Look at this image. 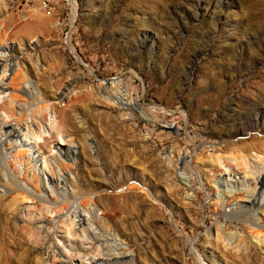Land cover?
<instances>
[{
    "label": "rangeland",
    "instance_id": "rangeland-1",
    "mask_svg": "<svg viewBox=\"0 0 264 264\" xmlns=\"http://www.w3.org/2000/svg\"><path fill=\"white\" fill-rule=\"evenodd\" d=\"M4 33L23 49L41 89L54 95L68 85L65 94L75 100L56 105H70L94 157L87 166L79 144L72 169L83 197L108 221L92 229L93 238L82 237L95 254L132 255L111 264H264L254 239L260 228L249 230L245 215L228 219L231 207L214 199V179L224 170L208 161L222 154L227 107L235 100L232 108L248 116L250 101L264 100V0H0ZM118 82L139 112L104 99L103 89ZM260 113L251 136L264 137V106ZM180 158L189 186L175 169ZM224 190L225 199L243 203L239 190ZM75 201L63 220L83 212ZM30 203L15 190L0 197V264H47L32 230L17 220Z\"/></svg>",
    "mask_w": 264,
    "mask_h": 264
},
{
    "label": "bare ground",
    "instance_id": "bare-ground-1",
    "mask_svg": "<svg viewBox=\"0 0 264 264\" xmlns=\"http://www.w3.org/2000/svg\"><path fill=\"white\" fill-rule=\"evenodd\" d=\"M4 36L5 33L0 35V93L5 95L0 102V111L5 115H0V197L15 190L22 202H31L18 212L17 220L32 230L31 237L37 242L35 245L46 252L47 264H111L113 260L118 263L121 258L131 254L124 251L113 254L115 256L111 258H103L104 255L100 258L98 253L95 254L96 246H87L83 241L84 237H92V229L105 227L108 221L96 215L93 198L83 197L79 177L75 176L72 169L73 166L79 168L81 161L79 144L83 145L87 166H94V157L86 136L80 135L73 118L68 114V104L75 101L72 96L65 94L69 86L54 95L41 89L31 78L32 70L25 61L23 49L15 47ZM122 85L118 82L104 88V99L117 104L118 108L140 111L138 102L133 100ZM65 97L68 98V104L58 108L57 100L61 102ZM258 101H250L248 106L254 113L249 115V112L248 116L232 108L231 105L236 104L235 100L227 107L224 114L227 130L221 136V147L217 148L222 154H216L208 161L224 170L214 179L215 202H225L226 207H231L230 213H225L228 219H240L245 215L248 219H241L248 224L249 230L260 228V231L258 229V232H254V239L264 249V224L261 223L264 218L257 213L260 209L264 217V156L251 153L255 151L264 154V137L250 135L262 117L260 110L264 100L260 98ZM229 122H232L231 125ZM261 134H264L263 130ZM232 139L237 140L235 142ZM54 149L58 155L51 154ZM34 150L35 154H41L43 164L39 165L32 156ZM184 160H177L175 169L179 178L189 186L190 181L185 172L187 168L184 170L180 166ZM187 166L189 172L195 174V168L190 162ZM224 189L228 192L239 190L243 203L235 205L232 200L225 199L228 195ZM76 199L80 200L83 212L74 210L72 219L63 220V213L70 210ZM49 214L55 217L51 218ZM242 235L240 233L238 236L240 241ZM56 238L60 243H67V246L61 249L58 244L47 245L50 239Z\"/></svg>",
    "mask_w": 264,
    "mask_h": 264
}]
</instances>
